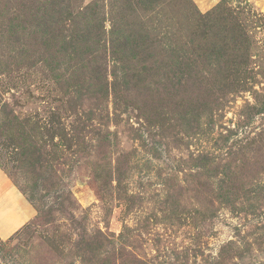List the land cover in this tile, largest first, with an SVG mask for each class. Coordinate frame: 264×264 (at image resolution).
I'll return each mask as SVG.
<instances>
[{
  "label": "rangeland",
  "instance_id": "1",
  "mask_svg": "<svg viewBox=\"0 0 264 264\" xmlns=\"http://www.w3.org/2000/svg\"><path fill=\"white\" fill-rule=\"evenodd\" d=\"M0 168V264H264V0H0Z\"/></svg>",
  "mask_w": 264,
  "mask_h": 264
},
{
  "label": "crops",
  "instance_id": "2",
  "mask_svg": "<svg viewBox=\"0 0 264 264\" xmlns=\"http://www.w3.org/2000/svg\"><path fill=\"white\" fill-rule=\"evenodd\" d=\"M34 216L31 204L0 168V235L13 234Z\"/></svg>",
  "mask_w": 264,
  "mask_h": 264
}]
</instances>
